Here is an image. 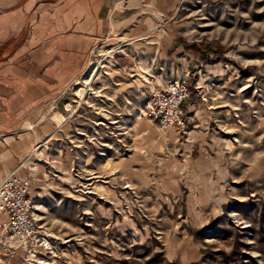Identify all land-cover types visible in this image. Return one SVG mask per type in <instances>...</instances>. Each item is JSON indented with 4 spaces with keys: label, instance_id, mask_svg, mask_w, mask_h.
<instances>
[{
    "label": "rangeland",
    "instance_id": "374dc122",
    "mask_svg": "<svg viewBox=\"0 0 264 264\" xmlns=\"http://www.w3.org/2000/svg\"><path fill=\"white\" fill-rule=\"evenodd\" d=\"M114 29L11 134L49 247L0 264H264V0H135ZM186 72L190 122L162 130L146 101Z\"/></svg>",
    "mask_w": 264,
    "mask_h": 264
},
{
    "label": "crops",
    "instance_id": "0c3cea01",
    "mask_svg": "<svg viewBox=\"0 0 264 264\" xmlns=\"http://www.w3.org/2000/svg\"><path fill=\"white\" fill-rule=\"evenodd\" d=\"M134 3L0 0V181L10 172L20 173L8 172L9 146L15 154L24 147V141L11 134L25 125L35 128L29 117L87 70L92 50L114 33L123 9ZM193 101L192 93V109Z\"/></svg>",
    "mask_w": 264,
    "mask_h": 264
},
{
    "label": "built area",
    "instance_id": "2783aa9c",
    "mask_svg": "<svg viewBox=\"0 0 264 264\" xmlns=\"http://www.w3.org/2000/svg\"><path fill=\"white\" fill-rule=\"evenodd\" d=\"M190 75L184 73L155 88L146 101V114L162 130L185 131L192 111ZM32 178L17 172L0 181V251L8 257L34 261L49 247L48 235L38 222L39 204L32 194Z\"/></svg>",
    "mask_w": 264,
    "mask_h": 264
},
{
    "label": "trees",
    "instance_id": "16d2710c",
    "mask_svg": "<svg viewBox=\"0 0 264 264\" xmlns=\"http://www.w3.org/2000/svg\"><path fill=\"white\" fill-rule=\"evenodd\" d=\"M205 43H207V42H205ZM204 43V44H205ZM176 45H179V46H181V45H184V47L186 48V49H197L198 50V52L200 53L202 50H203V48H198V44L197 43H195V42H191V43H189V42H185V41H183V42H178ZM214 53H218V51H215Z\"/></svg>",
    "mask_w": 264,
    "mask_h": 264
},
{
    "label": "bare ground",
    "instance_id": "6f19581e",
    "mask_svg": "<svg viewBox=\"0 0 264 264\" xmlns=\"http://www.w3.org/2000/svg\"><path fill=\"white\" fill-rule=\"evenodd\" d=\"M13 172H15V171H13Z\"/></svg>",
    "mask_w": 264,
    "mask_h": 264
}]
</instances>
